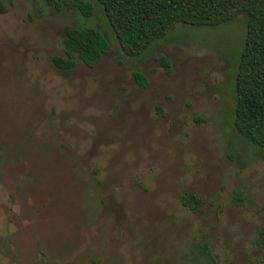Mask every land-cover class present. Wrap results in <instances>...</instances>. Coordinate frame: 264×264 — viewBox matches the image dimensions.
<instances>
[{"label":"rangeland","instance_id":"obj_1","mask_svg":"<svg viewBox=\"0 0 264 264\" xmlns=\"http://www.w3.org/2000/svg\"><path fill=\"white\" fill-rule=\"evenodd\" d=\"M245 21L177 23L128 56L97 5L0 0V264H197L204 241L218 264H264V145L232 127ZM76 24L110 51L61 71Z\"/></svg>","mask_w":264,"mask_h":264},{"label":"trees","instance_id":"obj_2","mask_svg":"<svg viewBox=\"0 0 264 264\" xmlns=\"http://www.w3.org/2000/svg\"><path fill=\"white\" fill-rule=\"evenodd\" d=\"M43 1L57 10L65 5L72 6L86 18L93 14L96 5L101 7L120 50L128 56L142 53L177 23L214 26L230 21L238 14L245 15V37L232 84V127L249 143L264 145V0ZM109 51V40L99 28L67 25L62 39L63 54H53L51 61L61 71L72 69L76 64L75 57L92 67ZM159 59L169 71L167 59L163 55ZM133 75L137 84L146 85V77L140 71H134ZM181 202L190 210L198 211L203 199L190 190H184ZM254 243L257 249L264 251V226L259 229ZM198 252L197 264H218L206 241L202 242Z\"/></svg>","mask_w":264,"mask_h":264}]
</instances>
